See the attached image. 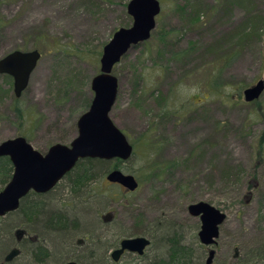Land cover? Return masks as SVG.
Returning <instances> with one entry per match:
<instances>
[{"label": "rangeland", "instance_id": "374dc122", "mask_svg": "<svg viewBox=\"0 0 264 264\" xmlns=\"http://www.w3.org/2000/svg\"><path fill=\"white\" fill-rule=\"evenodd\" d=\"M130 1L0 0V60L33 50L42 58L21 98L13 78L0 75V144L25 137L44 155L52 145L71 146L80 116L91 107L104 47L116 31L133 25ZM160 1L152 37L132 47L113 70L119 92L110 118L134 155L108 162L112 169L119 160V169L140 187L133 193L111 187L112 199L86 205L75 245L91 232L99 241L84 244L82 264H107L117 240L147 236L162 223L173 229L165 234L179 236L195 252L192 264H204L209 249L197 237L201 221L188 210L197 202L227 216L213 247L215 264H233L264 244V95L246 103L242 94L264 80V0ZM168 111L179 113L175 124L162 118ZM102 173L93 185L100 191L109 185ZM64 188L51 197H65ZM18 220L0 222V243L8 244L6 252L0 246V264L15 244L7 224L17 227ZM158 238L142 261L165 254ZM46 245L51 257L45 264H65L79 251L72 244ZM20 258L12 264H34L30 253ZM140 261L131 254L122 264Z\"/></svg>", "mask_w": 264, "mask_h": 264}, {"label": "water", "instance_id": "95a60500", "mask_svg": "<svg viewBox=\"0 0 264 264\" xmlns=\"http://www.w3.org/2000/svg\"><path fill=\"white\" fill-rule=\"evenodd\" d=\"M133 18L131 28H121L106 45L100 59V74L92 81L94 97L88 112L78 120L79 136L71 142V146L55 144L47 154L35 150L25 137L5 140L0 144V158L9 157L14 167L10 182L0 192V218L8 213L18 211L21 200L31 192L47 194L52 191L63 178L72 172L75 166L83 159H100L102 161L123 162L133 157L134 147L110 118L112 108L117 101L119 80L113 75L115 65L122 61L125 54L132 47L143 44L152 37L157 27V17L162 13L160 0H131L127 6ZM38 50L32 52L13 51L1 58L0 75L6 74L13 78L14 93L21 98L30 84V78L41 60ZM246 103H255L264 95V80H259L242 93ZM106 180L111 184H119L126 192H136L139 181L131 174H124L120 169L110 171ZM189 213L192 217L201 218V230L198 239L210 251L205 264H214L218 237L221 225L227 216L218 208L205 202L190 205ZM19 229L15 236L20 243L27 235ZM119 249L112 253L115 263H119L125 252L142 257L151 241L144 237L124 238ZM21 247L13 248L4 257L5 263L10 264L20 257ZM238 256V253L236 254ZM66 264H78L70 261Z\"/></svg>", "mask_w": 264, "mask_h": 264}, {"label": "trees", "instance_id": "16d2710c", "mask_svg": "<svg viewBox=\"0 0 264 264\" xmlns=\"http://www.w3.org/2000/svg\"><path fill=\"white\" fill-rule=\"evenodd\" d=\"M237 1L238 4L242 2V0ZM181 10L183 9L181 8ZM197 17L193 16L192 19L197 20ZM258 30L259 27H256L253 33L256 35V33L259 32ZM193 50L194 49L192 47L188 48L187 50L181 52V56H188V53H192ZM118 161L119 160L116 161L113 168L111 169L109 162L106 160L102 161L100 159H83L75 166L72 172L67 174L61 183L58 184L49 194L39 195L35 192L29 193L27 197L21 200V206L18 211L8 214L6 218L0 219L1 222L8 217H18L19 220L18 223H16L18 225L17 227L11 225L10 223L7 224L8 226L6 231L12 235L11 231L14 229L13 236H15V233L19 229H23L27 232V236L20 242V244L17 243V237L15 236V244L12 247H21L23 254L26 252L28 254L30 253V255L34 258V264H45L51 257L49 246L46 245L47 243L53 244L54 242H58L60 248H62L63 245L72 244L74 248L77 247L79 250L76 252V256L73 257L72 260L77 261L79 264L84 263L85 258L82 257V254L84 252V248L86 247L84 245L80 246L78 243L76 244L79 247L75 245V240L79 234L78 230L84 229V226L80 223V217L85 216L84 213L87 210L86 205L90 201L95 200L96 198L100 199L101 197L111 199L113 198L107 193L108 189H111L112 186L108 185L103 191H100L99 188H95L93 185L96 181V175L98 173H109L110 171L119 169L120 163ZM13 173L14 167L11 159H9L7 156L1 157L0 192L10 182ZM61 186H65L63 191L65 197L63 195L60 199L59 197L55 198V196L51 197V195L59 192ZM58 200L61 202V204L57 207V205H55V201ZM103 223L106 224L107 222L103 221ZM164 226L165 225H163V223L156 224L155 226L151 227V230L148 231L147 236H144L151 241V245L146 250V254H144V256H136L139 260H141L140 263L192 264V259L195 252L190 250L188 246H183L181 243L182 240L179 238V236H172L170 233L168 235L167 233L165 234L166 229H173L171 227L164 228ZM93 235V232L86 235L87 237L89 236L90 240L88 238H84L83 240H85V244H87L89 241H94V243L99 241V237L96 239L93 237ZM158 236L159 238L162 236L163 238H161V241L166 244L165 246L167 247V250H165V254L161 257H153V259L149 260L148 262L142 261L147 257V251L150 250L153 245L157 246L158 240L156 238ZM120 241L117 240V243L113 244L114 246L111 245L109 247L118 248ZM3 245H6L7 247V249L4 251L6 252L8 250V244L4 242L0 243V246ZM13 248H10L9 250ZM4 252L1 254V256L4 254ZM93 255L95 256V254L92 252L89 258L92 259ZM59 256L60 257L58 259L62 257V255ZM4 261L1 264H6ZM107 264L112 263L111 261H108ZM233 264H264V244L259 246L257 250L252 251V253L247 254L244 257L241 256Z\"/></svg>", "mask_w": 264, "mask_h": 264}, {"label": "flooded vegetation", "instance_id": "af4514ba", "mask_svg": "<svg viewBox=\"0 0 264 264\" xmlns=\"http://www.w3.org/2000/svg\"><path fill=\"white\" fill-rule=\"evenodd\" d=\"M163 114H164V116L162 117L163 119H164V121H166V122H169V121H171V119H172V121H174V124H175V120L176 119H180V116H179V113L177 114L175 111L174 112H170V111H168V112H163ZM153 129V128H152ZM151 131H153V130H151ZM154 132V131H153ZM109 185L110 186H112V187H120L122 190H124V191H126V189L124 188V187H122V186H120L119 184H117V185H115V184H111V183H109ZM53 190V189H52ZM50 193V192H49ZM49 193H47V194H49ZM43 195H46V194H43ZM189 210V209H188ZM8 214H10V213H8ZM8 216V215H7ZM6 216V217H7ZM6 217H4V218H6ZM112 216L111 215H108L107 217L106 216H104L103 217V221H106V222H108L107 220L109 219V218H111ZM200 218V217H199ZM0 219H2V218H0ZM200 221H201V218H200ZM201 227V226H200ZM201 230V229H200ZM199 233V232H198ZM197 237H198V235H197ZM124 239V238H123ZM200 240V239H199ZM17 243H18V241H17ZM78 244H80V246H82V245H84L85 244V240H82V239H79L78 240V242H77ZM18 244H20V243H18ZM120 245H121V242H120V244H119V247H120ZM202 245V244H201ZM202 246H204V245H202ZM119 247L118 248H115L110 254H111V256H110V258H111V263L112 264H122V261H124V258L125 257H127V256H129V255H134V256H137V257H141V256H139V255H136V254H133V253H128V252H125V254H123L122 255V257H121V259H120V262L119 263H115L114 262V260H113V258H112V253L115 251V250H117V249H119ZM150 247V246H149ZM148 247V248H149ZM204 247H206V246H204ZM16 248V247H15ZM147 248V249H148ZM207 249H209V247L207 246L206 247ZM205 248V249H206ZM146 249V250H147ZM209 251H210V249H209ZM209 251H208V254H209ZM146 252V251H145ZM146 254V253H145ZM236 254L237 253H235V255H234V258H237L238 256H239V253H238V256H236ZM142 256H144V255H142ZM207 258H208V256H207ZM206 258V259H207ZM216 258V257H215ZM206 259H205V263H206ZM215 260V259H214ZM70 261H74V262H77V261H75V260H69V261H67V262H70ZM216 261V260H215ZM14 262V261H13ZM13 262H11L10 264H12ZM67 262H65V264L67 263ZM5 263V262H4ZM78 263V262H77ZM204 263V264H205ZM79 264V263H78ZM214 264H215V262H214Z\"/></svg>", "mask_w": 264, "mask_h": 264}]
</instances>
